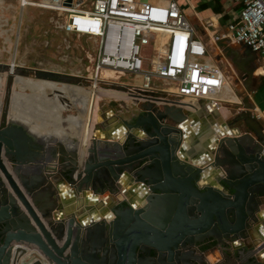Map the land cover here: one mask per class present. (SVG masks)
<instances>
[{"label":"water","instance_id":"water-1","mask_svg":"<svg viewBox=\"0 0 264 264\" xmlns=\"http://www.w3.org/2000/svg\"><path fill=\"white\" fill-rule=\"evenodd\" d=\"M216 47L243 87L241 101L230 102L236 113L228 123L235 132L222 135L215 126L209 146L196 152L186 139L189 114L184 111L188 106L195 109L193 104L168 100L165 93H130L127 86H119L130 93L137 109L129 120L114 116L131 131L125 134L122 127L112 135L95 132L85 150L77 138H53L61 156L56 169L42 163L46 142L8 119L14 75L70 85L83 84L85 78L54 70H11L0 63V73H9L0 116V264H208L200 246L214 240L226 247L228 239L242 245L224 252V264H264L259 257L264 250V124L249 100L259 55L248 44L232 46L228 38L217 41ZM121 105L130 114L124 101ZM136 128L143 130L137 137ZM17 132L27 138L18 142ZM31 139L35 151L26 144ZM48 151L54 157L55 149ZM207 165L218 172L219 186L199 184L207 176ZM57 169L73 187L66 194L88 189L121 197L125 173L141 183V205L119 198L105 216L91 211L78 219L81 209L74 210L65 199L61 205L57 189L61 192L65 186L55 185Z\"/></svg>","mask_w":264,"mask_h":264},{"label":"built area","instance_id":"built-area-1","mask_svg":"<svg viewBox=\"0 0 264 264\" xmlns=\"http://www.w3.org/2000/svg\"><path fill=\"white\" fill-rule=\"evenodd\" d=\"M234 2L240 10L227 29L206 38L196 33L176 0H0V63L11 70H53L26 66L19 58L24 12L39 7L61 16L54 32L93 40L95 57L85 70L88 76L70 73L90 81L91 88L103 84L122 91L119 86H127L130 93H165L168 100L190 104L229 101L233 74L213 56L209 43L228 38L248 44L264 59V0ZM106 70L113 76H106ZM125 76L130 80L123 81Z\"/></svg>","mask_w":264,"mask_h":264},{"label":"crops","instance_id":"crops-1","mask_svg":"<svg viewBox=\"0 0 264 264\" xmlns=\"http://www.w3.org/2000/svg\"><path fill=\"white\" fill-rule=\"evenodd\" d=\"M159 1H164V0H159ZM176 1L179 2L182 10L184 11L190 23L193 25L196 33L206 38H207L208 33L212 31H218L221 25H225L224 30H226L228 23L232 19H234V17L237 16L240 10V5L234 2V0H224L226 2L232 1L234 3V6L227 13L224 12V15L225 14L229 15V19L226 21H223L224 15L220 17H216V15H214L216 19L212 15L214 14V11H213L214 4H215L214 0H186V2L184 0H176ZM188 6L192 7L191 14L187 13ZM195 17H198L199 19H201L200 27L197 24L193 23ZM215 22H216V25L214 24ZM231 45L235 47H239V44L234 43L232 41H231ZM209 48H210L211 53L215 57L218 56L216 55L217 52L218 54L219 53L222 54V51L218 47H216L214 42L209 43ZM215 50L216 52H214ZM222 57L226 59L224 54H222L219 60L222 61L223 60ZM218 62L223 66V64L220 61ZM257 63H258V69L254 73V76H255L254 91L249 95V100L254 106V110H253L254 115L257 118H259L264 124V70H263L264 69V59L258 58ZM4 84H5V79H4L3 85ZM232 89H233L232 95H234V97L232 98V96H229V98H231V101L230 99H228L229 101L227 102L226 101L220 102V103L216 102L214 104L210 99H202L199 102L193 104L195 106V109L189 106L184 107L185 113L189 114V124H188L189 133H188V136L186 137V139H188V143L190 146L189 148H192V150L196 152L197 151L199 152V147L206 150L207 146H209V136L208 135L211 134L210 132H214L215 126L219 127L222 135L224 134L231 135V133L235 132L236 128H234L233 126L230 127L228 120L229 118H232L234 114L236 113V111L233 109L234 106L233 104L231 105V103L232 102L238 103L239 101H241L240 98L243 93V87H242V84L240 83V80H238V78L235 79V81L233 78ZM226 93L228 95H231L228 92ZM226 93H224V95ZM25 95H27L28 98L24 97ZM47 97H53V96H50L49 94H46L45 92H42V91L33 90L31 95L26 94L25 92L17 91L14 96V98H19V100L17 99L16 101L17 108H18L16 112V122H20L22 124L25 123V126L27 127L26 129L30 130V133L32 135L46 142L45 144H43V147L47 148V150L46 152H43L46 154H45V159L44 161H42V163L43 165L45 164V165L55 166V169H56L58 168L60 161H61V156L58 152L59 147L56 144L51 142L53 138L55 137H48L49 135L47 134V131L52 129L50 128L52 124H55L56 122L62 123L61 120H66L65 123L59 124V125L61 126V132L65 134V137H68L69 135H71V133L79 132V128H78L79 126L81 128L80 132L82 133L84 129L83 127L84 121L77 114L76 115L67 114V112L73 109V105L71 103L64 102L63 100L58 99L56 97L54 98L56 100L61 101L62 104H59V103L57 104L55 103L56 101L55 102L51 101L50 103L52 105L50 106V108L49 107L47 108L44 105V104H47V101H45V99H48ZM93 102L94 100L92 101L85 100V102L83 103L82 111H83L84 116L88 114L90 105L93 104ZM40 108H43V109H40ZM127 108L130 109L129 113L131 114H134L135 110L137 109L131 103L130 105H127ZM111 111H113V113ZM126 113H127L126 109L123 107H121L118 111L110 109L101 114L100 121H96L93 115L92 122L90 124V132L94 131V126H95L96 133L99 136L103 134L112 135L117 129L119 130L120 128L123 127V129L125 130L124 133L126 134L128 131H131V130L121 125L120 121H118V118L114 116V115L119 114V115H122L123 118L129 120L130 115ZM74 118H77L79 121H81L82 125L77 123L76 120H73ZM96 122H100V123L99 124L97 123L98 124L97 125ZM102 123L105 124V127L102 126ZM76 126H77V130H74ZM133 132H134L133 133L134 136L137 137L141 135L139 133H142L143 130L141 128H136L133 130ZM16 135L19 137V140L21 141L27 138V137H24L25 134L23 135L22 132H18ZM40 135L46 138H40L39 137ZM65 137H62V138H65ZM56 139H60V138L57 137ZM184 140L185 139H183V141ZM26 144H28L29 148L34 151L37 149V147L36 148L33 147V145L36 144L35 140H32V139L27 140ZM51 147L55 149V152H53L55 154L54 157H52V154H50V152L48 151V149ZM27 155L29 154L27 153ZM188 158L190 161V157ZM30 166H42V165L40 163L39 165L32 164ZM208 166L209 165H207L205 169V173L207 174V176L204 177V179L201 178V180H199L200 181L199 184H201L202 186H211V187L219 186L217 183V179H216L218 172L214 171L212 167L208 168ZM58 170L59 169H57L56 172H54V175L58 177V180L55 185L62 184L63 186H65V188L61 192L59 191V189H57L58 194L60 195L61 205L62 203H64L63 201L65 199V200H68V203L71 202L68 206L74 207V210L79 211L81 209L79 211L78 219H83L86 216H90L91 211H96L100 215V217L105 216L104 214H106L109 211L110 206L115 204L119 198L120 199L123 198L130 202L131 201L136 202L138 203L137 204L138 206L141 205V201H140L141 196H142L141 190L138 189V191L140 192L138 193L135 192L137 188L141 186V183H136L135 181H131V179L128 178L127 174L125 175V173L122 174L120 178L121 190L123 191V193L120 194L121 195L120 197L117 194H113L109 192H106L103 195L94 194L91 190H88V189H84L81 193L77 192L76 194H73V193L66 194L68 191H71L72 190L71 188L73 187L65 183L66 182L65 178L62 175H60V172ZM64 194L66 195L64 196ZM52 199L53 198L51 197V200ZM68 206H66V209L67 208L69 209ZM86 207L87 208L90 207V208L87 209ZM59 210H60L59 208L56 209L54 213L59 212ZM82 210H83V213H81ZM81 216H83V218H81ZM109 216L111 219L115 217L112 211H110ZM240 242L238 241L236 242L237 247L240 246L239 245ZM214 243H216V241L213 240L201 246V249L205 250V257H206L208 264H224L225 262L228 261L226 253L224 252L227 249L228 251H233L237 248L235 246L233 247L231 243H229V246H230L229 248L228 246H226L227 248L222 247V246L213 247V245H215ZM259 257L260 259L264 258V250L260 252Z\"/></svg>","mask_w":264,"mask_h":264},{"label":"rangeland","instance_id":"rangeland-1","mask_svg":"<svg viewBox=\"0 0 264 264\" xmlns=\"http://www.w3.org/2000/svg\"><path fill=\"white\" fill-rule=\"evenodd\" d=\"M6 1L13 3L16 2V0ZM184 1L186 2V0ZM222 2L224 11L220 13L214 12V14L211 13L213 17H215L214 15H216V17L223 16L224 12L227 13L234 6V3L232 1L226 2L222 0ZM191 11L192 7L188 6L187 13L191 14ZM24 13V32L21 39L22 44L19 54L21 62H24L26 66L29 67L53 69L65 73L80 72L84 77H87L89 72L85 70L87 67L92 65L95 57V53L93 52V40L85 36H76L73 34L54 32V29L52 28L53 25L57 24L58 20L61 21V16L59 17L56 11L42 9L39 7H28ZM200 22L201 19H199L198 17L194 18L193 23L197 24L199 27ZM214 24L216 25V22ZM224 29L225 25H221L218 29V32H221ZM0 50H2L1 47ZM214 52H216V50ZM216 55L219 56L220 53L218 54L217 52ZM222 59V61H218H220L223 66L228 69V71L234 74L233 77L235 81V79H237L236 70L234 69L232 64L228 62V60L223 57ZM230 65L231 67H233V72L231 71ZM146 67L149 68V64H146ZM27 78L33 80L34 84L30 87H27L24 83L21 82V80L14 77V83L16 82L15 88L17 91L27 92L31 94L33 90L38 91L36 90V88H39L42 92L61 99L64 102L71 103L72 105L77 103V105L73 106V109L67 112V114H77L83 121H85V119L87 118V114L84 116L82 111L83 103L85 102V100H97V105L94 101L93 107L91 106L90 108L92 110H94L95 108V111H93V115L96 121L101 120V114L105 111H108L110 109L118 111L122 107V101H124L126 105H130L131 103V99H120L123 96L121 97L120 94H115L117 93V91L111 89L110 86H106L103 84L101 85L100 89L102 95L99 98V96H97L91 90L92 83H90V81H85L83 84L73 87H65L62 86V84H57L60 89L62 88V91L58 92L57 89L54 88L52 90L49 89L48 91H46V89H44L41 84H38V82H36L38 79L33 76ZM7 80L8 77H5V83L7 82ZM122 80L129 81L130 77L125 76L122 78ZM65 90H67L68 92H65ZM24 97H27V95H25ZM17 99L19 100V98L13 97V100H15V102L17 101ZM55 103L62 104V102L59 100H56ZM129 115L131 117L132 114L130 113Z\"/></svg>","mask_w":264,"mask_h":264},{"label":"bare ground","instance_id":"bare-ground-1","mask_svg":"<svg viewBox=\"0 0 264 264\" xmlns=\"http://www.w3.org/2000/svg\"><path fill=\"white\" fill-rule=\"evenodd\" d=\"M264 70V69H263ZM90 73V72H89ZM13 74V73H12ZM104 74L106 75V76H113V73L112 72H110L109 70H106L105 72H104ZM9 76V73H7V74H4V73H0V116H1V114H2V112H3V109L5 108V104H6V86H7V82L3 85V83H4V79H5V77H8ZM14 77L15 78H17V79H19V80H21V82L22 83H24L27 87H30L31 85H33L34 83H33V80L32 79H30V78H27V77H24V76H18V75H14ZM34 82H35V80H34ZM36 82H38V84H41L42 86H43V88L44 89H46V91H48L49 89L50 90H52L53 88L54 89H57V91L59 92V91H62L60 88H59V86L57 85V84H62V86H65V87H68V86H77V85H70V84H64V83H58V82H52V81H48V80H37ZM16 82L14 83V89H13V91H12V93H11V97H10V101H9V105H8V107H9V111H8V119L10 120V121H12V120H14V121H16V112H17V110H18V108H17V104H16V102L15 101H13V96L12 95H14L15 96V94H16V92H17V90H16ZM60 89V90H59ZM36 90H38V91H41L39 88H36ZM97 96H99V98L101 97V95H102V93H101V90L100 89H97V88H92L91 89ZM67 90H65V92H66ZM115 91H117V93H115V94H120V96L122 97H125V98H121V99H130V97L131 96H129L128 95V93H125L124 91H118V90H115ZM50 92V91H49ZM51 92H53V91H51ZM68 92V91H67ZM104 92V91H103ZM108 92V91H107ZM26 94H29V93H27V92H25ZM52 94V93H51ZM91 94V93H90ZM108 94V93H107ZM29 95H31V94H29ZM59 95V94H58ZM117 96V95H116ZM48 99H45V101H47V100H51V101H53V102H55L56 101V99L54 98V97H47ZM239 99V98H238ZM95 101V104L97 103L96 101L97 100H94ZM94 103V102H93ZM38 105V104H37ZM47 108L49 107V106H51L52 104L51 103H49V105H46V104H44ZM77 105V103H75V104H73V106H76ZM97 105V104H96ZM95 105V106H96ZM91 106L93 107V104H91L90 105V108H91ZM89 108V110H88V114H87V118L85 119V121L83 122L84 124H83V127H84V129H83V131H82V133L80 132L81 131V128H80V126L79 125H77V126H79L78 128H79V132H75V133H71V135H69L68 137H72V138H77L78 140H80L81 142H82V145H81V147H82V149L83 150H85V149H87V147L89 146V144H90V142H91V139H92V137L95 135V132H96V127L94 126V131L93 132H90V124H91V122H92V118H93V110L92 109H90ZM40 109H43V108H40ZM94 110H95V108H94ZM55 119V118H54ZM73 120H76V122L77 123H79L80 125H82V122L81 121H79L77 118H74ZM62 121V123L60 122V123H55V124H52V126L50 127V128H52L51 130H49V131H47V134L49 135L48 137H58V138H62V137H65V134H63L62 132H61V126L59 125V124H63V123H65V121L66 120H61ZM23 122H25V121H23ZM76 123V124H77ZM98 122H96V124H97ZM23 125H25V123L23 124ZM77 126H76V128L74 129V130H77ZM46 134V135H47ZM44 135V134H43ZM38 136V135H37ZM40 138H46V137H42L41 135L39 136ZM135 188V187H134ZM134 192V191H133ZM135 192H140V191H138V188H137V190L135 191Z\"/></svg>","mask_w":264,"mask_h":264},{"label":"trees","instance_id":"trees-1","mask_svg":"<svg viewBox=\"0 0 264 264\" xmlns=\"http://www.w3.org/2000/svg\"><path fill=\"white\" fill-rule=\"evenodd\" d=\"M215 1V4H214V8H213V11L215 13H220V12H223V4H222V0H214ZM229 19V15L228 14H225L223 16V21H226Z\"/></svg>","mask_w":264,"mask_h":264},{"label":"flooded vegetation","instance_id":"flooded-vegetation-1","mask_svg":"<svg viewBox=\"0 0 264 264\" xmlns=\"http://www.w3.org/2000/svg\"><path fill=\"white\" fill-rule=\"evenodd\" d=\"M12 96L14 97V95H12ZM13 101H15V100H13ZM50 102H51V100H47V104H46V105H49ZM49 108H50V106H49ZM17 133H18V132H17ZM17 133H16V134H17ZM14 137H16V140H17L18 142H21V140H19V137H18L17 135L14 134ZM24 140H25V139H24ZM24 140H23V141H24ZM208 242H209V241H208ZM236 242H237V241H236L235 239H232V240H229V239H228V243L226 244V246H228V248H229V247H230V246H229V243H231V245H232L233 247H234V246L237 247V246H236ZM214 244H215V245H213V247H214V246H218L217 243H214ZM241 244H242V243L240 242L239 245H241ZM200 249H201V246H200ZM201 250H202V249H201ZM204 251H205V250H204Z\"/></svg>","mask_w":264,"mask_h":264},{"label":"clouds","instance_id":"clouds-1","mask_svg":"<svg viewBox=\"0 0 264 264\" xmlns=\"http://www.w3.org/2000/svg\"><path fill=\"white\" fill-rule=\"evenodd\" d=\"M217 42V41H216ZM216 42H215V45H216ZM216 58V57H215ZM233 66V65H232ZM232 88V87H231ZM233 90V89H232ZM233 97H234V95H233ZM231 101V100H230ZM227 102V101H226Z\"/></svg>","mask_w":264,"mask_h":264}]
</instances>
